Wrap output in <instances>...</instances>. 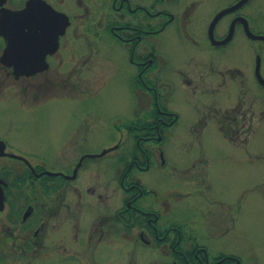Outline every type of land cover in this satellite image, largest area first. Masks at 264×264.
Returning <instances> with one entry per match:
<instances>
[{
    "label": "flooded vegetation",
    "instance_id": "obj_1",
    "mask_svg": "<svg viewBox=\"0 0 264 264\" xmlns=\"http://www.w3.org/2000/svg\"><path fill=\"white\" fill-rule=\"evenodd\" d=\"M29 1L5 0L2 5L0 0V18L4 7L18 11ZM37 1L69 24L59 35L58 49L46 53L43 63L48 68L25 78L46 77L38 88L49 85L80 94L84 109L89 110L94 75L111 70L109 87L123 66L127 77H121V82L131 93L133 109L115 122L112 133L118 141L103 155L109 147L98 151L86 147L99 123L105 132L111 129L105 124L109 121L85 113L79 115L70 136L73 162L65 164L60 157L58 167L49 168L45 159L43 164L27 157L29 162L21 160L25 197L20 225H16L21 234H8L10 242H22L23 249L43 247L48 224L57 219L60 225L66 216L75 226L78 243L85 247L82 251L93 257L100 245L106 257L119 255L128 240L135 248L157 254L147 264H241L237 254L219 251L216 245L215 234H229L236 217L230 204L218 200L212 160L206 156L202 138L207 133L234 139L239 132L252 131L239 130L238 114L245 115L247 110L242 108L253 94V100L264 102V0H245L237 7L242 0ZM38 31L47 38L44 32L53 29ZM5 47L6 39L0 34V69L14 75V67L1 62ZM61 74L68 76L60 79ZM214 121L220 124L218 130L211 125ZM194 138L200 146L197 150ZM171 149L179 156H198L179 169V159L167 156ZM113 152L117 154L105 164ZM94 167L97 184L85 189L82 182L88 179L82 180ZM175 170L181 174L182 191L173 185ZM5 171H0V178L6 182L9 214L8 193L14 190L1 175ZM99 177L106 184H98ZM112 184L120 193V205L114 203L113 208V203L108 204ZM88 196L96 197L102 209L95 227L79 236L81 218L93 211Z\"/></svg>",
    "mask_w": 264,
    "mask_h": 264
},
{
    "label": "rangeland",
    "instance_id": "obj_2",
    "mask_svg": "<svg viewBox=\"0 0 264 264\" xmlns=\"http://www.w3.org/2000/svg\"><path fill=\"white\" fill-rule=\"evenodd\" d=\"M122 70L124 68L120 66L109 87L107 84L113 76L111 70L108 69L103 76L94 75L95 85L92 89L94 93L89 98V110H85L80 94L77 96L70 90L49 85L38 88V83L43 82V78L46 77L37 76L36 79L30 80L25 77L15 78L7 70L0 69V139L7 142L9 151L24 155L37 164H43L41 160L45 159L47 167L57 168L56 161L59 162L60 157L65 164L75 160L76 156L70 150L72 147V142L69 143L70 136H73L72 131L79 120V115L85 116V113H88L100 116L103 121L108 120L109 122L105 124L111 129L105 132L99 127V123L95 132H92L94 138L91 139L86 149L98 151L102 147L114 145L118 141L117 135L112 133L115 122L120 116L131 115L133 109L131 93L125 85L123 88L121 82V77H127ZM57 76L61 79L67 77L68 74ZM50 77L53 78L54 75L50 74ZM256 88L253 85L254 92ZM254 95L252 98L250 96L248 103L242 108L243 112L247 110V113L245 112L243 116L238 114L239 130L250 128L251 132L247 134L239 132L234 139L230 140L220 134L207 133L202 138L207 152L206 156L212 160L213 177L216 181L214 187L218 200L230 204L236 217L229 234L221 236L220 233L215 234L216 245L219 251L237 254L241 264H264V116H262L264 115V102L261 99L253 100ZM74 97H78L77 101L73 100ZM211 125L218 130L220 124L214 121ZM193 140L197 150L200 146L196 143L197 139ZM176 145L177 143L174 144ZM177 146L185 147L188 143ZM116 154L117 152L111 153L104 163L110 164ZM167 156L179 159L176 165L182 169L189 166L192 159L198 155L182 154L179 156L171 149L167 152ZM20 164L22 162L19 160L0 158V171L3 168L7 170ZM93 169L95 170L82 180L88 179L82 182L85 189L92 184L94 186L97 184L98 169L96 167ZM174 174L175 189L184 190L181 174L176 170ZM113 175L114 172H111V177ZM146 178H149V175ZM101 180L102 178L99 177L98 184H106L105 179L103 182ZM109 194L108 204L113 203L111 208L114 207V203H117V206L120 205L118 196L120 193L114 191L113 184L112 187L110 186ZM88 201L94 212L92 211L93 214L86 213L81 218L79 236H85L91 227L94 228L99 222V210L102 207L98 206L96 197L88 196ZM177 204L183 205L179 201ZM217 207L213 206L212 209L216 210ZM226 207L229 209L228 205ZM7 212L8 207L4 212H0V248L6 253L14 254L15 248L11 243L5 246L6 242L11 239L8 234L14 232L17 236L21 233H18L20 231H17L13 225H11L12 228L9 227ZM65 217L61 219L60 225L57 219L51 220L48 224L43 247L39 248L33 244L32 250H23L24 258L13 257L5 264H135L136 262L147 264L149 259H155L157 256L154 251L135 248L133 243L126 240L121 254L114 253L111 257H106V250H102L100 245L93 257L89 252L82 251L85 247L76 239L78 235L76 236L75 226ZM205 222L201 227L207 224ZM203 242L206 243L205 240ZM77 256L80 258L77 259Z\"/></svg>",
    "mask_w": 264,
    "mask_h": 264
},
{
    "label": "water",
    "instance_id": "obj_3",
    "mask_svg": "<svg viewBox=\"0 0 264 264\" xmlns=\"http://www.w3.org/2000/svg\"><path fill=\"white\" fill-rule=\"evenodd\" d=\"M244 1L242 0L234 7L239 6ZM4 3L5 0H2L1 4ZM229 10L230 8L224 10L218 18ZM60 18H62L60 13L58 14L48 5L44 6L43 3H39L37 0H30L24 9L18 11L3 8L0 18V34L6 39V47L1 56V62L9 67H14L16 78L30 77L48 68V65L43 63L46 53L58 49L59 35L64 33L69 24L68 19L67 22H62V20L60 22ZM40 28L42 30L53 29V31H45L44 35L47 36L45 38L41 36L42 32L38 31ZM262 37L264 38V36ZM49 45L55 48L47 50L46 47ZM261 82L264 84V80L261 79ZM7 147L6 141L0 139V157L10 156L27 160L23 156L9 152ZM112 149L114 148L105 149L100 155ZM3 184H6V182L0 178V211L5 209Z\"/></svg>",
    "mask_w": 264,
    "mask_h": 264
},
{
    "label": "trees",
    "instance_id": "obj_4",
    "mask_svg": "<svg viewBox=\"0 0 264 264\" xmlns=\"http://www.w3.org/2000/svg\"><path fill=\"white\" fill-rule=\"evenodd\" d=\"M23 172L20 170L19 167L13 166L11 169H7V171L2 172L1 175L6 178V180H9L13 190L10 194L8 193L9 197V204H10V211L7 217V220L9 223L14 225H19V221L22 218V203L24 202V193L22 191V185L20 184V180L23 177ZM3 248V247H2ZM5 248V247H4ZM28 247L26 248V251H29ZM24 252L23 250L17 251L15 250L13 253H6L5 250L0 248V264H5L10 258L17 257V258H24Z\"/></svg>",
    "mask_w": 264,
    "mask_h": 264
}]
</instances>
